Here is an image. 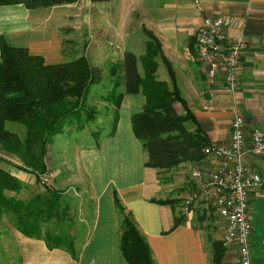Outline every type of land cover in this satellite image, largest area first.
I'll return each instance as SVG.
<instances>
[{
    "label": "crops",
    "instance_id": "crops-1",
    "mask_svg": "<svg viewBox=\"0 0 264 264\" xmlns=\"http://www.w3.org/2000/svg\"><path fill=\"white\" fill-rule=\"evenodd\" d=\"M49 7L53 11L59 9L61 14L71 7L77 11L74 13L77 17L70 24L75 34L84 35L85 25L90 26L87 39L89 44L92 43L82 51L92 65L101 69V78L92 85L87 105L97 108L93 123L109 120L111 125L104 130L99 124L97 138L92 143H78L76 148L83 176L74 182L87 185L90 194L79 221L68 228L74 236L75 254L66 244L49 247L43 236L29 235L14 223L8 231L9 261L5 260L4 264H129L119 247L120 215L114 204L115 191L149 242L155 264H210V238L221 240L224 220L216 214H208L201 220L197 202L183 213L185 219L181 223L169 229L175 214H180L181 203L152 200L182 197V202L192 182L190 176L180 175L178 165L166 170L144 164L146 154L131 125V113L141 108L144 95L140 91H126L123 78L120 80L119 90L123 96L112 135L109 132L114 105L102 96L114 86L112 72L114 68L120 72L124 53L130 50L139 56L145 50V42L131 38L130 25L137 19L159 38L182 96L211 141H228L230 119L235 112L243 116L247 134L254 126L264 130V0H76ZM87 9L90 15L84 18ZM229 14L240 15L245 21V46L237 70L238 86L233 92L221 78L213 84L208 83L205 65L197 57L194 42L204 17ZM103 17L106 18L103 29L109 43L105 52L109 63L105 69L99 64L103 56V48L98 42L101 35L91 29L103 24ZM36 18L31 15V8L23 3L2 4L0 35L30 32L22 45L32 53L41 54L48 63L64 61L72 54L82 52L75 49L72 53V48L63 42L67 38L65 31L70 29L66 25H54L51 35L38 37L40 22ZM68 38L77 40L76 37ZM120 49L123 50L121 54ZM156 59V74L168 80L165 63L159 56ZM201 159L199 163H205ZM248 159L262 178L260 186L251 192L252 261L253 264H264V161L251 155ZM8 169L24 179L20 170L12 166ZM2 212L7 211L0 210V214ZM199 221L211 223L213 234L215 230L219 231L205 237L203 224ZM2 262L0 260V264ZM221 264H238L234 246L226 247Z\"/></svg>",
    "mask_w": 264,
    "mask_h": 264
},
{
    "label": "trees",
    "instance_id": "trees-1",
    "mask_svg": "<svg viewBox=\"0 0 264 264\" xmlns=\"http://www.w3.org/2000/svg\"><path fill=\"white\" fill-rule=\"evenodd\" d=\"M74 1L0 0V5L23 3L33 8ZM143 30L147 36L144 52L139 56L130 50L124 53L120 72L117 68L112 72L114 86L102 96L114 105L109 135L116 127L123 96L119 85L123 78L126 91H140L144 95L141 108L131 113L133 132L146 154L144 164L169 169L182 162H199L204 155L203 146L211 140L182 96L159 38L147 27ZM63 42L74 41L64 38ZM158 56L166 65L168 80L156 74ZM100 78L101 69L92 65L83 51L64 61L48 63L41 54L30 52L25 45L10 43L3 34L0 35V161L34 173L35 180L43 184L42 189L25 200L18 196L25 185L23 179L0 163V210L10 211L23 232L43 236L51 248L66 244L73 254L76 252L74 236L68 229L60 227L66 220L71 222L69 211L73 199L44 183L43 175L49 171L46 155L48 144L56 134L64 132L68 126L83 129L93 121L97 108L87 105V100L92 85ZM7 121L22 125V133L7 128ZM99 130L91 131L93 138H97ZM7 154L17 160H10ZM152 200L171 204L176 201L167 197ZM114 204L120 215L119 247L127 262L155 264L149 242L116 191ZM206 217V214L199 216L201 220ZM184 219V214H175L169 229ZM51 221L58 225L57 228H51L48 223ZM209 245L210 264H221L226 246L222 240L211 238Z\"/></svg>",
    "mask_w": 264,
    "mask_h": 264
},
{
    "label": "built area",
    "instance_id": "built-area-1",
    "mask_svg": "<svg viewBox=\"0 0 264 264\" xmlns=\"http://www.w3.org/2000/svg\"><path fill=\"white\" fill-rule=\"evenodd\" d=\"M244 25V18L235 14L203 18L194 42L209 84L221 78L227 89L236 90L245 46ZM203 152L205 163H187L192 185L180 210L187 213L198 202L200 213L218 215L224 220L223 244L236 248L238 264H253L251 192L262 178L248 157L264 161V130L254 126L247 134L243 116L235 112L228 141H211L203 146Z\"/></svg>",
    "mask_w": 264,
    "mask_h": 264
},
{
    "label": "rangeland",
    "instance_id": "rangeland-1",
    "mask_svg": "<svg viewBox=\"0 0 264 264\" xmlns=\"http://www.w3.org/2000/svg\"><path fill=\"white\" fill-rule=\"evenodd\" d=\"M58 10L59 9H55V11H53V9H51L49 6H36L31 8V15L33 16L35 15L37 17L36 19H38V21L40 22L38 37H41L42 35H46V36L51 35V31L54 25L63 24L70 28L67 31H65V35L67 36V38L76 37L77 39L74 40V42L66 43L68 47L72 48L71 49L72 53H75V49L77 51L84 50L88 45L92 43L90 41L89 44V39H87L90 33V26L85 25L84 35H82L79 32L75 34V32H73V28L70 27V24H72L73 19L77 17L74 15V13H77V11H75V9L71 7V8H67L66 10H63L61 14ZM106 13L108 12L105 10V15ZM88 15L90 14L87 9L85 14H83V17L84 18L88 17ZM105 19L106 18L103 17V24L98 26V28L95 27L98 29V32L95 30L94 27L91 28L94 33H98L97 34L98 36L101 35L100 37L101 40L98 42L101 44L103 48V56L100 57L101 62L99 63L102 69H105L109 63V59L105 57L106 56L105 52L109 44L106 40L107 39L106 30L103 29L106 28L105 25L106 22L104 21ZM144 27L145 26L143 24H139L138 20L136 19L135 22L130 25L131 31L133 32L131 38L133 36L136 41L139 38L140 39L139 42L141 41L142 43L145 42L147 36L143 30ZM28 33L30 32L8 33L6 35V39L10 43H13L15 45L17 44L22 45L26 41V38L30 37ZM140 47H141V43H140ZM122 51L123 50L120 49L119 54H121ZM177 107L180 108L179 105H177ZM16 124L19 123L13 121L6 122L7 128L11 130L14 129L17 130L19 133H22L24 127L20 124L19 125ZM99 124L103 125L104 130H106L110 128L111 121L109 122V120L108 121L106 120V122L100 121L98 123H93V121H89L87 123V127L84 128L83 130H79L73 126L72 127L68 126L65 128L64 132L56 134L53 137L52 142L48 144L46 160L49 167L48 168L49 171L43 175L45 179L44 183L48 185H52L53 187L61 190V192L64 194L66 198L71 197L73 199L69 211V215L72 222L71 224H68L67 220L64 221L63 224L60 226L61 228L62 227L66 229H68V227L71 228V226L74 225L75 222L77 223L79 221L78 217L82 216L80 212L83 211V209H85L84 203L85 202L87 203V199H89L90 193L88 186L83 184L79 185L76 182H74L77 178L83 176L81 168L79 167V161L76 154L78 149L76 148L79 147L78 143H92V141L95 140L92 137L90 131L99 128L100 127ZM187 125L192 126V123L187 122ZM101 133H103V131H101ZM7 155H8L7 157H9L10 160H17L15 156L13 155L11 156L9 154ZM0 163L2 165L3 163L6 164V167L8 166V168H10L11 166L13 168H16L12 164L6 163L4 161H0ZM177 168L180 171V175L183 176L184 178L186 177V175L187 178L190 176L188 165L186 163H181L180 165H178ZM19 172L23 174L24 177L23 182L25 183V185L23 190L18 194V196L27 200L30 197H32L34 194H36L40 189H42L43 184L35 180L34 173L23 170H20ZM181 198H175L176 200L175 202L180 204ZM193 206L194 205H191L189 210H191ZM179 213L183 214L181 210L179 211ZM14 223H16V219L14 218V215H12L10 211L2 212L0 214V260H3L1 264H4L5 260L9 261L10 250H8V247L9 245H11V242L8 237V231L10 230L11 227L10 224L12 225ZM48 223L51 225L52 229L57 228L58 226L56 223H53L52 221L51 223L50 222ZM198 223L203 224L202 227L204 229L205 237L207 234L215 235L219 231V230L217 231L215 230L216 233L213 234L211 232L212 231L211 223L209 225H207L206 221L204 223L199 221Z\"/></svg>",
    "mask_w": 264,
    "mask_h": 264
}]
</instances>
